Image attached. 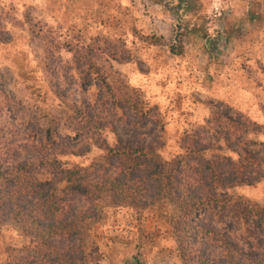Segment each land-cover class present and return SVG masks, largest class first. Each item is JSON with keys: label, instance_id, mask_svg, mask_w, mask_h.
I'll return each instance as SVG.
<instances>
[{"label": "rangeland", "instance_id": "rangeland-1", "mask_svg": "<svg viewBox=\"0 0 264 264\" xmlns=\"http://www.w3.org/2000/svg\"><path fill=\"white\" fill-rule=\"evenodd\" d=\"M140 35L165 42L150 44ZM94 40L103 50L131 53L130 62L106 55L98 65L109 77L121 73L142 95L146 120L115 113L107 92L86 85L72 68L73 51ZM179 41L182 54L171 51L180 48ZM61 97L96 103L127 142L145 138L165 159L180 152L185 132L202 130L214 110L228 106L263 126L249 138L264 162V0H0V163L38 157L34 145L44 142L47 119L55 118L59 135L73 137L58 140L68 152L60 157L64 165L100 164L103 152L96 147L73 154L92 141L84 134L75 138ZM100 138L113 145L112 127ZM221 195L264 205V179ZM77 204L88 207L84 199ZM174 214L168 205L143 212L105 208L91 231L99 256L90 264H181L169 224ZM215 226L226 227L239 244L250 239L264 248L262 230L234 209ZM28 243L13 225L0 227V264ZM208 253L221 256L217 247Z\"/></svg>", "mask_w": 264, "mask_h": 264}, {"label": "trees", "instance_id": "trees-1", "mask_svg": "<svg viewBox=\"0 0 264 264\" xmlns=\"http://www.w3.org/2000/svg\"><path fill=\"white\" fill-rule=\"evenodd\" d=\"M140 38L154 45L165 42L163 37ZM179 46L177 51L171 46V51L182 54V41ZM106 55L119 64L132 60L131 53L103 50L94 40L73 51L72 68L86 85L98 84L107 92L115 113L146 120L149 111L142 95L129 87L121 73L109 77L102 72L98 62ZM61 99L68 107L66 121L73 125L75 138L84 134L92 141L73 154H88L93 146L103 152L101 162L91 168L66 167L60 157L68 152L58 140L63 143L73 137L62 138L59 123L49 118L44 142L34 145L38 157L18 160L14 155L0 163V227L11 224L29 240L5 264H90L99 256L91 231L103 219L105 208L143 212L165 205L176 212L169 224L181 264H264V248L250 239L239 244L226 227L215 226L234 209L264 235V205L221 195L264 179V162L253 150L257 142L249 138L263 126L225 106L222 113L212 112L202 130L185 132L180 152L165 159L145 138L127 142L115 124L99 113L96 103ZM110 126L113 145L100 138ZM88 169L95 174L89 175ZM81 199L88 203L84 210L77 204ZM214 247L221 250L218 258L208 253Z\"/></svg>", "mask_w": 264, "mask_h": 264}]
</instances>
